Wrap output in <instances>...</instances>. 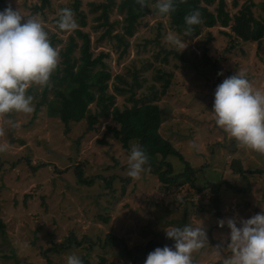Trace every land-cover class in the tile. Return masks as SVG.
<instances>
[{
	"label": "rangeland",
	"instance_id": "374dc122",
	"mask_svg": "<svg viewBox=\"0 0 264 264\" xmlns=\"http://www.w3.org/2000/svg\"><path fill=\"white\" fill-rule=\"evenodd\" d=\"M102 1L82 0L80 9L87 18L83 29L91 36L94 54L108 53L104 59L111 72L108 92L115 94L116 105L131 106V95L138 99L156 93L158 97L152 101L160 105L164 117L160 132L197 169L196 183L199 184L198 179H214L217 172L218 180L224 179L240 191L230 185L221 186L220 212L208 214L198 211L197 203L211 200L214 194L210 188L199 192L185 182L166 189L150 166L138 179L128 177V151L108 129L118 126L112 116L100 118L91 129L83 120L66 132L60 118L48 114L46 104L36 112L44 87L33 85L38 95L29 91L33 97L31 113L13 111L0 115V221L4 224V231L0 230V264H47L43 253L71 232L80 239L88 236L92 240L112 233L123 238L134 255H139L151 240L172 245L162 227L202 223L208 240L192 253L194 264H224L231 253L216 246L221 241L226 246L230 230L226 224L219 227L218 220L238 221L262 211L264 154L238 146L216 126L211 112L213 92L218 83L237 70L254 87L264 88V40L262 44L244 42L234 34L228 35L225 31L232 32L231 25L205 27L194 37L180 34L172 28L167 15H157L153 9L139 18L134 35L127 38L130 45L122 53V48H116V35L123 32L125 15V11L118 10L121 0H115L110 11L113 27L109 33L108 24L95 28L103 18L97 19L101 8H93ZM246 1L226 0V9L231 14L238 13ZM253 1L255 12L261 13L264 0ZM7 2L22 16L40 20L61 63L62 51L81 22L73 13L77 27L71 32L59 30L57 13L74 0H50L41 10L35 9L41 0ZM217 2L210 8L214 9ZM168 31H174L185 42L182 51L166 43L164 36ZM74 55L79 56V48ZM168 73L172 74L171 82L165 88ZM135 74L141 85L131 89ZM117 86L128 90H117ZM53 95L50 92L49 98ZM88 107L96 111V96L88 101ZM168 159L176 172L185 167L177 156ZM238 159L244 169L254 171L247 178L232 168ZM202 169L205 172H200ZM258 170L263 173L255 172ZM79 171L84 178L94 177V184L79 182ZM106 177L113 178L111 188ZM88 243H83L86 249ZM70 253L86 254L95 262L104 255L106 264H131L124 247L117 243L106 253L98 244L88 251L75 247L57 257V264H65Z\"/></svg>",
	"mask_w": 264,
	"mask_h": 264
},
{
	"label": "trees",
	"instance_id": "16d2710c",
	"mask_svg": "<svg viewBox=\"0 0 264 264\" xmlns=\"http://www.w3.org/2000/svg\"><path fill=\"white\" fill-rule=\"evenodd\" d=\"M40 5H35L36 10H41L45 5L50 4V0H41ZM216 0H175V8L167 16L170 20L172 28L180 33L189 36H199L202 30L206 28H212L216 25L227 27L231 25L232 32L225 31L226 34L232 35L244 41V42H258L262 44L264 40V1L262 2L261 13H256L254 6L256 5L253 0H247L244 6L238 11V13L231 14L226 9V0H218L217 6L211 9L210 6ZM154 0H149L151 7H145L141 9L136 4L135 0H121L118 5L120 12L125 11L123 32L120 35H116L119 40V44L116 47L118 50L122 48L121 52L125 53L130 45L128 41L129 36H133L137 27V21L140 17L144 16L151 10L155 9ZM82 0H74V2L67 8L72 10V13H76L80 17L81 27L76 29L75 36H71L65 49L62 51L63 59L58 62V66L55 71L50 75L49 83L44 86L41 94V99L37 102L36 112L41 109V106L46 104L48 107V114L50 116L59 117L64 123L66 132H70L71 125L77 124L83 120H86L89 124V128H94L99 122L100 118H108L112 116V119L118 124V126H109L111 131L122 145L129 151L132 143L142 146L148 156L147 166L151 167V172L158 175L159 180L164 184L166 189L176 184H183L189 182L193 187L200 192L210 188L213 191L211 200L208 203L202 201L197 203L198 211L204 213H216L220 212V194L222 195L221 186L230 185L228 181L220 178L219 173L213 174L214 179H205L203 182L196 183L198 178L197 169L194 168L189 161L186 160L183 153L178 150L173 143L165 138L160 128L163 122V113L160 105L152 101L153 98H157L156 93H153L152 97L143 96L138 99L131 95L133 104L131 106H125L124 108L116 105V96L114 93L108 92L109 81L111 79V72L107 68L105 58L108 56L107 52H100L95 55L92 50V40L89 32L85 31L83 27L87 25V18L83 11L80 9ZM6 6H10L7 0H0V9ZM115 6V0H104L97 4L94 9L101 8V13L97 19L103 18V22L95 26L99 28L102 25L108 24V33L110 32L112 23L110 22V11ZM154 6V7H153ZM196 9L200 14V23L192 26L191 31H185L184 16L191 10ZM160 35V33H159ZM52 45V44H51ZM76 48H79V56L74 55ZM208 61H211L210 57L206 56ZM168 73L165 81V88L170 84V76ZM164 77V76H162ZM161 77V78H162ZM135 85H141L138 76L135 74L132 80L130 88L133 89ZM117 90L126 91L128 89L115 87ZM34 86L28 89V94L32 92L34 96ZM31 90V91H30ZM30 91V92H29ZM52 92L54 95L49 98V94ZM161 92H165L162 89ZM96 96V111H92L88 107V101ZM170 156H177L185 164V167L176 172L172 163V160L168 159ZM235 166L234 172L241 174L247 178L249 173L254 171H248L242 167L240 159L234 160ZM200 172H205L202 169ZM263 173L261 170L255 171ZM223 178V173H220ZM216 175V176H215ZM101 178L102 175H100ZM95 178H84L82 172L78 173V181L83 182L86 185H93ZM128 180V179H127ZM126 180V181H127ZM108 186H112L113 178L106 177ZM235 191H240L234 185H230ZM111 188V187H110ZM110 194H113L111 191ZM219 214V213H218ZM0 230L4 231V224L0 221ZM89 242V246L83 245L85 242ZM166 241L151 240L144 246V249L140 251L139 255H134L132 248H129L124 239L115 236L112 233H108L105 237H98L96 240H92L90 237L85 236L79 238L75 232H71L64 240L55 243L52 247L48 248L43 255L48 259L47 264H57V257L75 247H79L85 250H91L95 244H98L103 248L105 253L110 246L115 243L124 247L127 257L130 259L131 264H140L141 261L146 258L148 252L155 247H163ZM173 244V242H172ZM168 245V244H167ZM172 246V245H169ZM83 264H106L107 257L102 255L100 260L95 262L88 255H79Z\"/></svg>",
	"mask_w": 264,
	"mask_h": 264
},
{
	"label": "clouds",
	"instance_id": "9594fccd",
	"mask_svg": "<svg viewBox=\"0 0 264 264\" xmlns=\"http://www.w3.org/2000/svg\"><path fill=\"white\" fill-rule=\"evenodd\" d=\"M141 9L151 7L149 0H135ZM175 0H155V14L168 15ZM200 23L196 9L184 16L185 31ZM56 25L71 32L77 27L70 8L58 10ZM164 40L182 51L186 44L174 32ZM58 66V52L50 44L48 33L35 16H22L18 9H0V115L9 112L33 111L30 86L44 87ZM219 74V73H218ZM211 112L217 127L238 146L264 154V88L254 87L246 75L237 70L215 86ZM148 156L142 146L132 144L127 153V175L138 179L147 172ZM247 218L218 220L230 230L226 248L230 255L224 264H264V208ZM164 235L173 241L147 253L143 264H194L192 253L202 247L207 238L203 223L199 225L164 226ZM65 264H83L75 253L66 256Z\"/></svg>",
	"mask_w": 264,
	"mask_h": 264
}]
</instances>
